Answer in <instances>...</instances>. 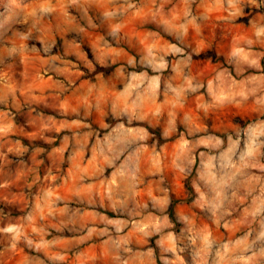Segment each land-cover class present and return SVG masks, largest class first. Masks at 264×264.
<instances>
[{"label":"clouds","instance_id":"obj_1","mask_svg":"<svg viewBox=\"0 0 264 264\" xmlns=\"http://www.w3.org/2000/svg\"><path fill=\"white\" fill-rule=\"evenodd\" d=\"M0 264H264V0H0Z\"/></svg>","mask_w":264,"mask_h":264}]
</instances>
